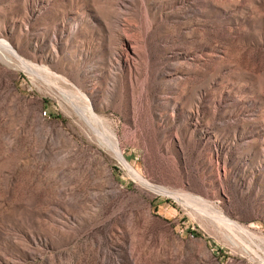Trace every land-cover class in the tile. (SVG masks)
I'll return each instance as SVG.
<instances>
[{
  "label": "rangeland",
  "instance_id": "obj_1",
  "mask_svg": "<svg viewBox=\"0 0 264 264\" xmlns=\"http://www.w3.org/2000/svg\"><path fill=\"white\" fill-rule=\"evenodd\" d=\"M0 45L192 201L0 59V264H263L264 0H0Z\"/></svg>",
  "mask_w": 264,
  "mask_h": 264
},
{
  "label": "bare ground",
  "instance_id": "obj_2",
  "mask_svg": "<svg viewBox=\"0 0 264 264\" xmlns=\"http://www.w3.org/2000/svg\"><path fill=\"white\" fill-rule=\"evenodd\" d=\"M0 59H2L5 62L13 61L16 66H18L19 68L27 72L30 75V77L44 78L48 82V84L49 83L53 84L54 87L59 90V93L62 95L63 99H65V101L70 105L71 109L81 116L82 120L86 123L90 131L94 134L97 141L103 146L112 150L117 156L119 162L131 173V175L137 181L143 184L147 189L155 193H161V194L173 196V198H175L176 200H179L180 202L186 205L192 202L190 201V198L185 196V194L183 193H179L176 191L173 192L172 190H169L165 187L158 186V185H155L149 182L145 177L141 175V173L138 170H136L125 159V157L122 155V153L120 152L118 148V142H117L115 135L111 131L108 130V128L105 126L103 119L94 112L91 105L88 102H84V100L87 98L84 93L80 92L79 95H77V94H74L62 88V86L58 83V79L52 80L47 71H42L36 67H31L32 65L31 66L25 65L19 56L15 55L14 53H12L10 50L3 47L2 45H0ZM59 79H61L62 81H67L66 79L62 77ZM197 200L198 201H194V200L193 201L196 204L197 203L199 204V208L203 210L201 211V213L205 212L208 216H211L212 218L213 217L216 218V220H219L221 222L220 224H223V226H225L229 230L230 229L237 230L238 234H239V231L248 233L247 229L239 225L237 222L232 221L223 213L215 210L211 204L207 203L201 197H198ZM261 262L264 264V258L261 259Z\"/></svg>",
  "mask_w": 264,
  "mask_h": 264
}]
</instances>
